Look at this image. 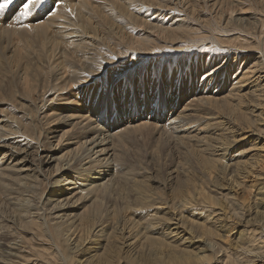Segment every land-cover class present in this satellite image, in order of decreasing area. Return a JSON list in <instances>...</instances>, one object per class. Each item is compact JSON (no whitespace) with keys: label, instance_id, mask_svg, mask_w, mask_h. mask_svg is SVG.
I'll use <instances>...</instances> for the list:
<instances>
[{"label":"bare ground","instance_id":"obj_1","mask_svg":"<svg viewBox=\"0 0 264 264\" xmlns=\"http://www.w3.org/2000/svg\"><path fill=\"white\" fill-rule=\"evenodd\" d=\"M23 2L0 264H264V0Z\"/></svg>","mask_w":264,"mask_h":264},{"label":"snow or ice","instance_id":"obj_2","mask_svg":"<svg viewBox=\"0 0 264 264\" xmlns=\"http://www.w3.org/2000/svg\"><path fill=\"white\" fill-rule=\"evenodd\" d=\"M14 3L15 0H0V13L5 12ZM42 3L43 0H24L22 5L17 9V12L14 13L17 21L29 17L32 14V9Z\"/></svg>","mask_w":264,"mask_h":264},{"label":"rangeland","instance_id":"obj_3","mask_svg":"<svg viewBox=\"0 0 264 264\" xmlns=\"http://www.w3.org/2000/svg\"><path fill=\"white\" fill-rule=\"evenodd\" d=\"M203 48H206V47L203 46L202 49H203ZM199 51H200V49H197V48L195 49V52L198 53Z\"/></svg>","mask_w":264,"mask_h":264}]
</instances>
